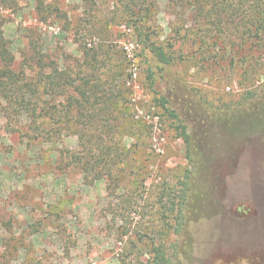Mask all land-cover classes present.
<instances>
[{"label": "rangeland", "instance_id": "374dc122", "mask_svg": "<svg viewBox=\"0 0 264 264\" xmlns=\"http://www.w3.org/2000/svg\"><path fill=\"white\" fill-rule=\"evenodd\" d=\"M135 14L117 0L94 9L82 0L0 5L16 66L31 32L47 62L63 70L82 60L83 46L111 50L101 77L119 91L107 122L93 127L95 137L113 138L124 151L113 179H91L61 166L60 154L80 149L78 134L35 140L27 119L21 130L8 122L0 100V264H144L154 247L171 264H264V127L237 136L224 125L227 114L244 110V88L256 83V100L264 97V53L260 73L242 83L259 53L226 36L244 29L196 33L192 13L166 10L164 2L158 13ZM140 26L175 54L173 64L146 48ZM175 80L190 100L172 96L167 81Z\"/></svg>", "mask_w": 264, "mask_h": 264}, {"label": "trees", "instance_id": "16d2710c", "mask_svg": "<svg viewBox=\"0 0 264 264\" xmlns=\"http://www.w3.org/2000/svg\"><path fill=\"white\" fill-rule=\"evenodd\" d=\"M91 9L99 0H82ZM121 3V10L127 13H136L135 16L143 19L149 13H158L164 2L166 10L175 13H192L193 28L196 33L225 32L235 29H244L242 32L228 33V38H240L244 43L251 42V49L259 53L256 64L246 69L242 77L243 82L251 81L253 74L257 75L262 67L260 56L264 53V0H117ZM117 4V3H116ZM3 8H17L18 0H0ZM48 16L53 13H46ZM138 37L146 48L158 61L165 65L175 62L176 56L170 53L164 45H160L152 38V33L143 35L145 29L138 28ZM137 29V30H138ZM29 33L32 30H28ZM31 43L22 52L23 64L16 66V55L10 51L8 41L0 28V100L5 102L3 107L5 116L11 125L21 130L22 119L29 122V131L46 139L47 136L61 133H76L80 142L77 151H70L68 155L60 154L61 166L77 168L91 179H99L108 175L113 179L117 170L118 161L124 151L119 142L114 139L95 137V120L107 122L106 115L112 114L111 106L115 103L118 85L103 81L101 75L108 68L107 61L111 50L104 47L87 48L83 46L82 60L76 65L62 69L59 63L47 62L40 44V36L31 32ZM241 41V42H242ZM81 79H78V77ZM150 79L155 81L153 74ZM169 90L176 100H190L193 94L178 80L169 82ZM259 86L253 83L250 88H244L242 95L244 110L227 114L224 125L225 131L233 132L238 136V130L254 131L264 127V97L256 100ZM157 95H161L156 92ZM64 98L58 102V98ZM172 97L173 100H175ZM47 98L54 99L51 103ZM250 100H255L248 102ZM157 101L171 116L177 118L174 109L171 110V101L161 95ZM49 122L48 123H46ZM241 121V123H240ZM241 125L243 127H241ZM181 138L188 145L191 144L185 125H178ZM106 134V133H105ZM31 136V135H30ZM115 179V178H114ZM183 204V202L181 203ZM150 259L144 264H171L166 251L161 247H154Z\"/></svg>", "mask_w": 264, "mask_h": 264}]
</instances>
